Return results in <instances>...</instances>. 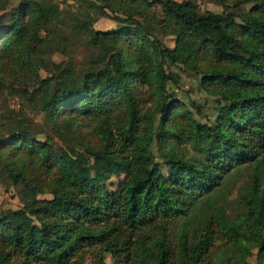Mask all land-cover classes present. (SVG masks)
<instances>
[{"label": "trees", "instance_id": "16d2710c", "mask_svg": "<svg viewBox=\"0 0 264 264\" xmlns=\"http://www.w3.org/2000/svg\"><path fill=\"white\" fill-rule=\"evenodd\" d=\"M74 1L80 11L67 25L89 52L80 69L47 58L64 50L52 43L65 40L58 0H0V183L19 186L21 203L0 210V264H84L86 255L99 264L106 255L112 264H249L252 247L264 264V0H212L218 13L195 0ZM97 17L116 26L95 30ZM167 66L199 75L216 98L212 118L201 122L199 105L163 91ZM153 139L175 175L161 172ZM188 144L204 145L201 161L186 158ZM85 155L102 181L121 177L102 197ZM246 166L240 221L218 208L198 219Z\"/></svg>", "mask_w": 264, "mask_h": 264}, {"label": "rangeland", "instance_id": "374dc122", "mask_svg": "<svg viewBox=\"0 0 264 264\" xmlns=\"http://www.w3.org/2000/svg\"><path fill=\"white\" fill-rule=\"evenodd\" d=\"M180 1V0H177ZM198 9L200 11H211V12H220L222 10L221 6L215 3L212 0H195ZM15 1H12L14 4ZM58 5L62 9V19L66 23L62 28L64 33V42L62 40H52V43H55L60 48L64 47L62 52L56 50L50 54L47 58L49 61L58 62L70 60L74 65L75 69H80L84 67L85 60L89 56L88 49L82 45L80 41L74 38L70 27L67 23L70 22L72 16L80 11L78 3L74 0H58ZM250 4H245L243 8H248ZM230 11L234 12L236 16H239L242 13V9L239 7H231ZM1 13V12H0ZM132 23V27L141 30L142 27H145L146 24L143 21ZM92 28L95 30H106L116 26V22L108 17H97L92 22ZM163 43L167 46H172V40L170 37H165L162 39ZM60 50V49H59ZM163 73L166 75L164 82V87L162 88L165 93H173L177 99L183 101L184 103H189V101L194 102L196 105H199L200 112L194 114L195 117L198 115V119L201 122L207 121V118H212L215 113V104L216 98L209 95L206 91L202 90L198 85L199 75H194L191 72H188L180 67L167 66L163 68ZM38 75L41 78H51V74L43 69L39 68ZM0 99V107H1ZM8 105L17 109L18 107L24 104L20 98H8ZM148 105L152 107V102L149 101ZM27 115L31 117L36 123H42V115L35 114L34 111H30L27 107H24ZM190 110L195 113V110L190 107ZM156 119V117H155ZM154 120L153 123H155ZM44 128V127H42ZM38 139H43L41 134L38 135ZM60 147V142L57 139H53L52 148L48 150V153H54L57 148ZM203 144H188L183 147V153L187 159L199 161L203 158ZM152 153L155 155V160L159 163L161 172L167 176L168 174H176L177 169L170 165L164 163V161L158 156L156 149L155 141L151 142L150 145ZM87 166L90 173V187L95 192L98 197H102L103 193L106 190L113 189L116 184L120 181L121 177H112L108 181H102L98 176L96 171V162L89 156L85 155ZM250 174V166L241 167L236 171L232 172L224 181L222 186L215 193L211 201L200 206L196 210V215L198 219L204 218L213 211V208H218L220 213H223L227 219L231 222L238 223L242 216V206L239 202V195L246 189L248 186V178ZM37 197H48L47 195H38ZM21 206L19 199V186H11L7 184L0 183V210L3 209H17ZM190 222L189 224H194L199 222ZM177 225V223H175ZM190 226V225H189ZM169 229H175L171 226ZM177 229H180L177 227ZM175 234V232H173ZM228 255L232 258L235 257V252L232 248L228 250ZM256 248L252 247L251 254L245 259L249 264H257L255 259ZM106 264H112L110 256L106 255L104 257ZM84 264H99L98 259L92 255H86L84 258Z\"/></svg>", "mask_w": 264, "mask_h": 264}]
</instances>
